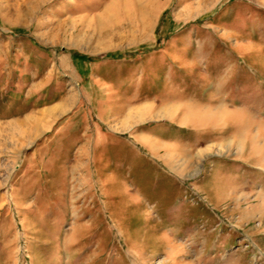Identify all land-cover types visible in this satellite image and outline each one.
I'll return each mask as SVG.
<instances>
[{"label": "rangeland", "instance_id": "1", "mask_svg": "<svg viewBox=\"0 0 264 264\" xmlns=\"http://www.w3.org/2000/svg\"><path fill=\"white\" fill-rule=\"evenodd\" d=\"M0 264H264V0H0Z\"/></svg>", "mask_w": 264, "mask_h": 264}, {"label": "bare ground", "instance_id": "2", "mask_svg": "<svg viewBox=\"0 0 264 264\" xmlns=\"http://www.w3.org/2000/svg\"><path fill=\"white\" fill-rule=\"evenodd\" d=\"M51 113V112H50ZM33 126V125H32ZM33 128V127H32ZM42 128V120L41 121H35L34 122V130H40Z\"/></svg>", "mask_w": 264, "mask_h": 264}]
</instances>
